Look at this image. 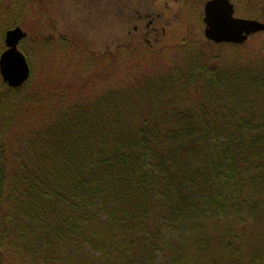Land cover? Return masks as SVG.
<instances>
[{"label":"trees","instance_id":"16d2710c","mask_svg":"<svg viewBox=\"0 0 264 264\" xmlns=\"http://www.w3.org/2000/svg\"><path fill=\"white\" fill-rule=\"evenodd\" d=\"M153 59L0 80V264H264V57Z\"/></svg>","mask_w":264,"mask_h":264},{"label":"rangeland","instance_id":"374dc122","mask_svg":"<svg viewBox=\"0 0 264 264\" xmlns=\"http://www.w3.org/2000/svg\"><path fill=\"white\" fill-rule=\"evenodd\" d=\"M231 1L235 4V16L264 22V12L258 13L264 7V0H248L254 2L251 10L243 6V0ZM91 2L0 0V52L8 28L17 25L27 33L18 48L30 67L31 88L37 84L40 91L45 90L48 81L54 79V82L63 81L68 88L78 89L81 85L76 83L85 80L87 75L103 79L99 85L104 87L111 79L112 70H116V74L126 73V67L148 59L155 62L153 58H160L165 64L166 59L179 58L188 50L203 52L207 58L264 57V31L251 35L236 49L228 45L216 46L205 38L204 25L195 18L185 25L173 23L164 31L147 35L149 46L143 31L134 32L131 28L137 21L127 18L125 22L129 24L119 27V0H111L109 4L107 30L97 23L101 19V5L95 7ZM93 17L98 20L94 21ZM93 56L98 57L97 60ZM92 87L97 89L96 84L91 83L80 87L81 92H91Z\"/></svg>","mask_w":264,"mask_h":264},{"label":"water","instance_id":"95a60500","mask_svg":"<svg viewBox=\"0 0 264 264\" xmlns=\"http://www.w3.org/2000/svg\"><path fill=\"white\" fill-rule=\"evenodd\" d=\"M229 0H210L204 10V35L215 43L242 44L249 35L264 31V23L233 16ZM27 36L19 26L8 29L4 35L5 49L0 54V77L9 87H20L30 76L25 55L18 49L19 42Z\"/></svg>","mask_w":264,"mask_h":264},{"label":"flooded vegetation","instance_id":"af4514ba","mask_svg":"<svg viewBox=\"0 0 264 264\" xmlns=\"http://www.w3.org/2000/svg\"><path fill=\"white\" fill-rule=\"evenodd\" d=\"M210 0H119L121 14L119 15V27L125 28L129 23L125 20H135L136 23L131 27L134 32L143 31V38H145V43L149 46L151 45L150 40L147 35L158 32L159 30L164 31L170 24H187L191 19L197 18V20L204 24V10L206 3ZM111 0H92V6H97L98 4L102 7V14L100 22L97 23L99 26L108 29L109 26V4ZM233 4L235 13V4ZM243 6L251 10L253 9L254 2L243 0ZM259 7V6H257ZM263 9H259L258 13ZM94 21L98 19L93 17ZM161 20V22H159ZM167 21V22H166ZM128 30L129 33L133 32ZM157 39V36L156 38ZM94 58H98L93 56Z\"/></svg>","mask_w":264,"mask_h":264}]
</instances>
